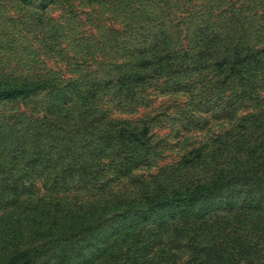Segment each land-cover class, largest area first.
Listing matches in <instances>:
<instances>
[{
  "label": "rangeland",
  "instance_id": "374dc122",
  "mask_svg": "<svg viewBox=\"0 0 264 264\" xmlns=\"http://www.w3.org/2000/svg\"><path fill=\"white\" fill-rule=\"evenodd\" d=\"M23 79L50 86L0 101V264H264V0H0Z\"/></svg>",
  "mask_w": 264,
  "mask_h": 264
},
{
  "label": "trees",
  "instance_id": "16d2710c",
  "mask_svg": "<svg viewBox=\"0 0 264 264\" xmlns=\"http://www.w3.org/2000/svg\"><path fill=\"white\" fill-rule=\"evenodd\" d=\"M50 0H41V4L44 6ZM140 76V75H139ZM50 86L49 80H30L23 79L16 85L6 86L0 88V101L10 100L13 102H21L25 100L29 95L37 92L40 89L48 88ZM204 183H197L191 189L183 191L175 190L169 193V195L163 196H148L141 199L139 207L141 208L142 215L139 217L138 214L132 215L135 218H141V220H151L149 216L153 218H162V222L170 219L178 218L179 216H185L191 212V208L195 204V200L199 194L203 193L205 187ZM188 198V199H186ZM131 200V199H128ZM134 203L137 200H132ZM130 216L124 214L123 221H128ZM29 251H20L15 255V261L21 259H30Z\"/></svg>",
  "mask_w": 264,
  "mask_h": 264
}]
</instances>
